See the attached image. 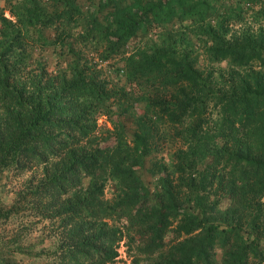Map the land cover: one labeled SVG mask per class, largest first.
<instances>
[{
    "label": "rangeland",
    "instance_id": "1",
    "mask_svg": "<svg viewBox=\"0 0 264 264\" xmlns=\"http://www.w3.org/2000/svg\"><path fill=\"white\" fill-rule=\"evenodd\" d=\"M36 2L38 13L30 16V2L0 0V32L5 26L17 30L14 37L21 43L5 50V38L0 36V142L11 140L17 123L25 122L28 110H33L30 106L47 97L48 105L66 106L65 113L60 111L55 119L80 115L78 126L88 127V132L80 137L82 130H48L56 137L37 149L39 157L7 155L13 163L0 169V216L9 211L6 218H0V264H59L73 243L89 241L95 230L74 229L92 219H79L73 206L82 191L93 186L101 187L106 204H116L113 213L102 218L100 234L110 229L122 233H115L120 240L111 248L91 241V248L82 251L89 262L78 258L76 264H100L101 251L108 254L113 250L116 256L104 264H155L157 256L137 253L143 242L130 237L146 226L140 221L145 210L140 211V204L135 203L129 214L124 213L118 199L125 191L124 202L141 201L150 208L163 204L158 194H164L159 171L164 168L175 186L179 212H192L206 224L216 222L232 230L227 248L216 244L213 250L216 264H231L227 252L258 237L264 229V0H204L196 9L198 15L188 9L183 20L179 15L184 5L175 2L164 5L161 12L156 10L157 0ZM151 6L155 10L143 11ZM168 12H173L171 17ZM105 15L114 17L119 31L103 19ZM92 16L102 19L93 21ZM180 25L194 26L199 33L183 36L174 46L170 41L169 48L198 57L203 84L194 92L185 84L181 92L185 101L171 108L179 113L183 110L182 122L168 121L160 113L156 124H161V139H155V147L150 143L139 147L124 132L136 127L141 107L155 103L160 96L169 98L170 93L158 84L162 73L154 68V56L168 47L162 43L168 28ZM210 32L222 43L226 39L239 48L248 42L246 49L258 55L249 58L244 67L228 57L216 60L209 52L213 43ZM144 66H148L146 76L141 75ZM74 71L84 82H94V96L64 95V84L72 80ZM122 89L129 93L124 96ZM139 91L145 100L138 98ZM255 93L260 96L249 112L244 104ZM21 101L29 109L22 108ZM67 134L77 139L71 142ZM105 146H118L123 154L113 173L87 168L100 173L81 177L79 186L66 194L52 190L50 180L55 172L75 162L73 158H79L83 150L90 154ZM234 177L239 183L230 189L227 184ZM134 179L143 190L128 188ZM42 187L49 198L38 197ZM179 219L180 215L173 219V226ZM174 236L169 232L167 242L186 237ZM248 264H264V234L256 253L248 252Z\"/></svg>",
    "mask_w": 264,
    "mask_h": 264
},
{
    "label": "trees",
    "instance_id": "2",
    "mask_svg": "<svg viewBox=\"0 0 264 264\" xmlns=\"http://www.w3.org/2000/svg\"><path fill=\"white\" fill-rule=\"evenodd\" d=\"M22 1L31 3L32 8L28 10L30 16L38 13L36 10V0ZM118 1L120 0H114V2ZM200 1L204 2V0H197L198 3L193 2V0H157L156 10L157 12H161L164 9V5L172 2H175L177 5H184L183 11L179 15L180 19L183 20L187 17L186 13H188V9L196 10L199 7ZM151 9L155 10L154 6L149 8L143 7V11ZM172 10H175V8ZM19 13L20 12H17L16 14ZM168 14L169 17H171L173 12H168ZM195 15H198L197 10L195 11ZM172 16H175V14ZM101 19L92 16L93 21L96 20L97 22H100ZM103 19L113 24V29L116 30V32L119 31V26L114 23V17L111 19L109 15H105L103 16ZM2 20L3 22L7 21L5 18H2ZM156 20L159 23V18H156ZM195 31L199 33V30L194 26L184 27L183 25H180L178 27L174 26L168 28V36L162 40L163 45H168V47L158 50V53L154 56L153 64L156 71L162 73V78L158 82L160 88L164 90L165 93H170V96L169 98L166 96H160L155 103H147L141 107L140 114L136 115V127L134 129H127L124 132L125 137L135 145L144 148L150 143L151 146L153 145V147H155V139H161L162 137L161 124H156L160 121L159 114L163 113V117L167 118L168 121L173 120L182 122L181 118L183 110L179 113L174 112L171 108L178 103L185 101L181 97V92L185 90V84L191 86V92L198 91L195 88L202 86L203 78L199 75L201 69L198 67V57L195 56V54L191 56L188 52H182L179 50L180 48H169L170 41L172 43L170 46H174L178 40L183 38V36H188L190 38L196 35ZM17 33H19L17 30L14 31L8 26H5V31L0 32V36L5 38V50L14 45L21 46V43L16 42L14 37ZM208 38L213 41L212 50H209V52L216 60L228 57L231 58L233 64L244 67L248 64L249 58L258 55L253 49H246L248 47V42H245L243 44L244 46L239 48L238 46L230 44L226 39L225 43H222L221 38L214 32H210ZM147 68L148 66H144L143 72H141L142 76H146L148 71L145 70ZM63 90L65 92L64 95L70 96V98H75L79 95L94 96L95 84L92 80L84 82L83 76L74 71L72 80L64 84ZM124 90L125 89H122L120 91L126 96L129 92L126 93ZM204 95L206 97L209 96L207 93H204ZM259 96L260 95L258 94H251L250 101H245L244 109H248L249 112H251V109L257 102ZM138 98L140 100H145L142 96V91H139ZM49 100L50 97H47L45 101L34 102L30 106L33 110H28L30 114L27 115L26 121L17 123L16 135L6 143L0 142V155H2V158L0 159V169L13 163V160H9L8 158L12 153H17L16 158L23 153L24 155H27V158L39 157L41 154L37 152V149L41 145L51 144V141L56 137L55 135L48 134V130L66 129L69 132L82 130L80 137L86 135L88 127L78 126L80 115L75 116L71 120L55 119V116L60 111L64 114L67 109L64 103L62 106L48 105ZM19 104L22 108L29 109L26 105V101H21ZM202 104H205L204 100L202 101ZM67 138L70 139L71 142L77 139L70 136V134H67ZM122 139V134L119 131L117 140L120 141ZM85 153L86 152L83 150L80 153L81 156L79 158H73L75 162L70 163L69 166L64 168L61 172H55L51 176L50 183L52 190H55L58 194H66L73 188L79 186L81 177L87 175L94 176L96 173H100L99 170H95V172L89 171V169L103 168L105 172L109 170L113 173L123 156L118 146L97 147L90 154ZM83 161L85 162L83 163ZM88 161H92L89 166H87ZM159 171L162 173L160 179L162 182L161 189L164 190V194L160 192L158 197L163 198V204L158 205L156 208H150L143 205L141 201L134 202L131 200L129 202H124L122 198L126 193L125 191H122V195L118 199H121L119 202L124 213L129 214L131 209L136 206L135 203L140 204V207L138 208L140 211L145 210L140 221H144L146 226L143 229L136 230L133 235L130 236L133 239H136L137 237L139 242H143V245L139 248L137 253L156 255L157 262L155 264H216L213 258L214 246L220 244L221 247L226 249L233 237L232 230L227 229L226 226H222L216 222L206 224L202 218H199L192 212H179L178 199L173 196L175 186L172 184V181H170L165 168L159 169ZM238 183V179L234 177L227 185H230V189H233ZM92 188L94 189H85V191H82L84 194L82 193L83 195L76 199L77 202L73 206V212L79 216V219H83V216H88L92 221L80 224L74 229V231L95 230L96 235H92V238L89 241L78 242L76 246L75 243H73L70 248L66 250L65 256H61L59 264H76L78 258L83 259L84 263L89 262V260L86 259L87 254L82 251L91 248L89 247L91 241L93 245L101 244L104 246L106 244L107 248H111L116 241L120 240V238H117L115 235L116 232L122 233L119 229H110L100 234L103 230L102 225H104V223L101 222L102 218L110 216L113 213L111 210L116 209V204L108 205L104 202L102 198L103 190L101 187L93 186ZM128 188L137 190L142 189L137 184L136 179L133 180V184ZM193 190L196 192L197 188L194 187ZM37 194L39 198H49L51 196L46 193L45 187H42L41 194L38 192ZM8 215L9 211H6V213H4L3 216H0V218H6ZM178 215H180V219L177 224L173 226V219ZM169 232L174 233L176 236L184 234L186 237L183 240L174 243H171L170 241L167 242L166 237ZM262 234H264V229L259 230L258 237L253 236V238L247 240L241 246L238 245L233 250L227 252L231 258V264H248V252L256 253V245ZM104 236L110 237L108 239H103ZM115 256L116 252L113 250V252L108 254H105V251H101V255L98 257L100 258V264H104Z\"/></svg>",
    "mask_w": 264,
    "mask_h": 264
}]
</instances>
